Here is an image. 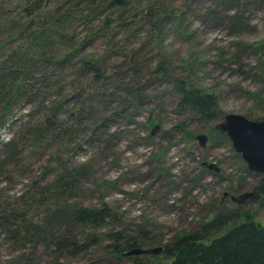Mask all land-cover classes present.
Wrapping results in <instances>:
<instances>
[{"label": "rangeland", "instance_id": "rangeland-1", "mask_svg": "<svg viewBox=\"0 0 264 264\" xmlns=\"http://www.w3.org/2000/svg\"><path fill=\"white\" fill-rule=\"evenodd\" d=\"M125 1L0 0V264H139L108 246L153 249L221 213L264 222V201L224 197L261 175L216 127L264 121V0ZM53 20L62 36L36 53ZM182 79L213 93L215 118L179 110ZM104 204L118 218L97 228L68 210Z\"/></svg>", "mask_w": 264, "mask_h": 264}, {"label": "trees", "instance_id": "trees-1", "mask_svg": "<svg viewBox=\"0 0 264 264\" xmlns=\"http://www.w3.org/2000/svg\"><path fill=\"white\" fill-rule=\"evenodd\" d=\"M236 3H238V0H232V3L229 5ZM112 4L116 8L123 7L126 1L113 0ZM262 6L264 7V5ZM146 15L147 14L143 15L140 20H144ZM150 17L156 19L154 14L150 15ZM148 19V22L151 21L150 18ZM156 21L160 23L163 22L160 19H156ZM135 26H138L137 22ZM63 27L64 26L60 24V22L53 20L52 30L50 28H45L46 36L43 40L45 44L38 41L35 46V52H39V45L43 48V46L53 42L48 40L50 36H62L60 30ZM154 27V29H150L154 34L161 32L159 25L154 24ZM150 35L153 34L151 33ZM86 65L87 68H92L90 63H86ZM160 65L161 64H159L158 67H161ZM176 84V92L183 94L182 100L177 103V107L180 108V111L190 110L194 117L198 116L206 120L215 118V96L213 93H205L201 87L189 85L190 82L184 79ZM47 85L49 86L48 83H42L44 88H48ZM23 88L24 86L20 85L15 89L24 91ZM3 123L4 118H1L0 125ZM38 135L40 134L36 132L35 137ZM258 181L256 189L259 195H264V177L260 176ZM68 210L70 211L71 218L75 216L77 225L91 228L105 226L107 223L115 222L118 218L105 204L98 208L81 206L73 212L70 209ZM229 223L231 224L229 225ZM226 226H228V229L222 235L213 237L210 241H207L211 235H214L217 231L224 229ZM198 230L199 231H192L189 233H178L174 235V238L170 240V242L163 244L164 250L162 254L164 258L161 259V262L164 264H264V224L254 223L252 220L248 219L238 225L234 223L232 214H224L205 222ZM143 231L147 232L149 230L145 229ZM76 240L77 241H68L60 245V247L64 248L66 252L69 251L75 254L86 252L91 245L97 243L95 236H90L88 241ZM146 240L139 241L132 237H123L120 243L117 242L116 245H109L108 249L112 251L114 256L119 257L125 250L144 246ZM135 261L142 264L138 257L135 258ZM159 261L160 258L157 261H153V263L160 264Z\"/></svg>", "mask_w": 264, "mask_h": 264}, {"label": "water", "instance_id": "water-1", "mask_svg": "<svg viewBox=\"0 0 264 264\" xmlns=\"http://www.w3.org/2000/svg\"><path fill=\"white\" fill-rule=\"evenodd\" d=\"M224 121L216 125L222 131H226L232 140L236 151L240 152L250 169L256 170L264 175V121H247L243 116L233 113L227 114ZM154 133V130L151 131ZM199 144L204 146L206 137L197 135ZM253 163V164H252ZM246 197H242L244 200ZM160 248L145 250L142 248H131L127 254H140L158 252Z\"/></svg>", "mask_w": 264, "mask_h": 264}, {"label": "bare ground", "instance_id": "bare-ground-1", "mask_svg": "<svg viewBox=\"0 0 264 264\" xmlns=\"http://www.w3.org/2000/svg\"><path fill=\"white\" fill-rule=\"evenodd\" d=\"M178 83V82H177ZM175 86H177V84L175 85ZM253 164V163H252ZM246 165H247V163H246ZM254 169V168H253ZM253 169H250L249 167H248V165H247V171H250L251 173H254L256 176H258V174L260 173V172H258V171H256V170H253ZM260 178L259 177H257V180H259ZM258 182V181H257ZM256 186H257V183H256V185H255V187H254V190L251 192V193H249V192H241L240 194H238V197L237 198H242V197H248V198H252V199H258V200H260L261 202H263L264 201V199L259 195V193H258V191H257V189H256ZM61 216L63 217V219H68L69 218V216H70V214L67 216V215H64V214H61ZM232 218H233V220H236V218H237V215L236 214H234V215H232Z\"/></svg>", "mask_w": 264, "mask_h": 264}]
</instances>
